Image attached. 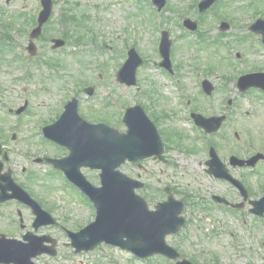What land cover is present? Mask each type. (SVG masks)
Wrapping results in <instances>:
<instances>
[{
	"label": "rangeland",
	"instance_id": "obj_1",
	"mask_svg": "<svg viewBox=\"0 0 264 264\" xmlns=\"http://www.w3.org/2000/svg\"><path fill=\"white\" fill-rule=\"evenodd\" d=\"M54 1L55 14L51 23L46 25V36L48 39L69 38V41L66 40L68 43L64 50L57 51L52 49L51 42L43 39L37 41L41 58L35 70V80L31 84V91L34 93L31 98H35L31 102L35 112L39 114L35 119L27 116V122L15 129H19V134L14 142L11 136L15 130L11 131L9 128L10 124L13 125V117L1 113L2 120H5L4 123L1 122V129L4 131L8 151L12 152L9 154L10 161L4 163L3 170L11 167L16 179L23 181L28 174H24L23 169L28 167L33 174L28 185L30 191L64 225L78 230L92 220L95 210L88 204L77 201L75 187L64 177L53 169H48L47 165L35 161L44 155L58 156L64 153L63 148L56 149L45 138L36 137V121L40 118L49 119L53 116L51 113L57 116L62 112L60 104L75 95L80 98V112L86 119L92 122L104 120L125 130L122 108L142 105L168 142L167 161L150 158L139 164L128 165L123 170L136 177L141 174L149 184L146 193L159 196L161 193H158V188L161 190L165 186H172L177 198L196 205L193 213L191 207L186 206L184 215L193 217L182 235L172 239V243L176 245V241L180 240L177 248L182 253L195 255L199 260L197 264H216L214 258L217 257L218 264H264V229L258 224L253 230L256 218L247 213L248 210H244L242 214H233L217 207V203L211 198L212 193L221 194L232 201L240 200V196L226 182L215 181L204 171L205 150L197 138L198 131L184 119L189 109L185 104L186 97L190 96L192 100L204 98L198 76L208 75L221 88L213 97L210 107L203 100L202 109L211 114L220 110L224 97L235 93L238 76L247 71L264 70V47L257 41L256 34L246 28L254 21L255 14L264 12V0H219L217 7L220 15L214 12L205 17H202L198 6L193 9L196 3L193 0H168L158 15L148 0ZM1 2L3 9L0 12V29L5 30L11 24L8 29L19 31L20 44L25 48L28 31L34 26V16L40 9V0H14L10 6H6L5 0ZM66 8L74 13L71 16H78L84 24L79 25L71 20V31L66 32L64 37L65 31L60 26L59 19L67 12ZM186 17L198 22L199 31L203 34L202 42L211 45V49H201L195 42L196 35L185 32L182 22ZM232 18L236 20L234 24L230 21ZM221 20L229 22L231 28L224 32L218 29ZM165 29L170 32L173 41L171 58L174 74L159 65V42L162 30ZM221 32L223 34L219 35ZM250 41L256 49L249 47ZM223 42L233 43L234 47L228 48ZM130 47L136 48L145 60L138 69L135 86H127L117 79V72L126 60ZM216 47L224 51L217 52ZM228 52L232 53L229 60L223 59L229 56ZM238 52L242 54L241 59L236 57ZM46 59L53 66L51 70L45 65ZM22 61L23 57L20 56L15 68H12L13 72H22ZM230 61L233 63L230 64ZM9 69L5 67L3 71L6 73ZM176 78L181 80L176 83ZM87 86L95 88L93 96L85 93L84 88ZM240 102L241 112L227 121L226 131H238L242 143L235 146L240 151L249 139L264 148L263 95L252 90L250 95L242 96ZM190 106L195 108L196 105L192 103ZM220 151L228 153L225 143L221 144ZM84 172L94 183H99L96 171ZM242 172L245 177H251L248 181L252 198H259L264 192V178L258 180L256 175L249 174L247 170ZM20 208L26 224H29L28 228L33 229L30 224L33 215L26 208ZM4 210L5 217L0 218L1 229L20 237L22 230L12 221L14 217L18 218L16 204L10 203ZM242 219L248 222V227L241 224ZM38 232L49 233L58 240V256H39L36 258L39 264H146L129 253L106 245L88 253L75 254L62 229L47 226L40 228ZM152 261L147 264H169L159 257Z\"/></svg>",
	"mask_w": 264,
	"mask_h": 264
},
{
	"label": "water",
	"instance_id": "obj_2",
	"mask_svg": "<svg viewBox=\"0 0 264 264\" xmlns=\"http://www.w3.org/2000/svg\"><path fill=\"white\" fill-rule=\"evenodd\" d=\"M154 1L160 8L166 2V0ZM215 1L206 0L203 8L210 7ZM44 3L45 9L40 17L41 24L48 19L52 10L51 0H44ZM186 25L193 29L197 27L189 20L186 21ZM255 30L264 35V24L257 25ZM39 32L40 28L36 29L35 34ZM57 43L62 45L64 42L57 40ZM171 44L169 33L165 31L160 49L165 58L162 65L169 69ZM29 49L32 53L36 52L34 45ZM141 63L140 56L134 49L131 50L129 60L118 74L119 80L128 85L136 84V69ZM205 84L209 85L208 82ZM90 91L92 93V89ZM74 101L67 106L58 123L48 127L46 132L53 140L71 149L68 157L51 161L57 167L64 169L71 179L91 196L98 210L94 223L79 232H69L76 252L91 250L106 241L132 250L140 256L160 252L176 258L178 254L174 248L166 244L165 236L176 232L184 223V219L179 217L182 203L179 202V205L171 197L169 201L160 203L156 211H149L144 199L135 193V188L142 186V183L116 170L127 159L138 161L155 154L163 158L164 144L156 126L140 106L128 109L125 118L129 126L127 132H120L106 123L91 124L79 117ZM81 166L102 169V186L94 187L81 173L78 174ZM1 167L0 163V169ZM7 180L12 182L11 178ZM216 198L222 201L220 197ZM254 204L256 206L254 211L264 215V197ZM33 207L37 214L36 227L55 223L50 214L43 211L38 204ZM26 239L28 242H21L2 234L0 262L35 264L32 258L39 254H56L55 240L49 236L29 233ZM46 241H52L53 245H45Z\"/></svg>",
	"mask_w": 264,
	"mask_h": 264
},
{
	"label": "flooded vegetation",
	"instance_id": "obj_3",
	"mask_svg": "<svg viewBox=\"0 0 264 264\" xmlns=\"http://www.w3.org/2000/svg\"><path fill=\"white\" fill-rule=\"evenodd\" d=\"M11 64H12V61L8 60L7 62H2L0 64V67L1 68H4L5 66H8L11 68ZM16 91V82L15 81H12L11 79V76L10 75H6L4 71L0 70V141L1 143L3 144V151H2V154H1V159L3 160L4 159V154L5 153H8L9 154H12V152L10 153L8 151V144L5 140V137L3 135L4 131L1 129V120H2V116H1V113L4 115V110H8L10 112H13L15 113L19 107L21 106V102H19L18 99H20V96H19V92H15ZM203 96L207 99V96L202 93ZM15 95V96H14ZM18 98V99H17ZM21 100V99H20ZM193 100L195 102H193ZM193 100H189V103H195V108L194 110H192V112H197V113H203L205 114L206 116H211L213 115L212 113L211 114H207V112L204 111L203 108V100L206 101L204 98L203 100L202 99H193ZM207 102V101H206ZM25 103L28 105V100L25 101ZM208 103V102H207ZM197 107V108H196ZM208 107H210V104L208 103ZM241 110L240 109H237L236 112H240ZM219 113H222V111H220ZM237 135V134H236ZM227 145V144H225ZM238 146V145H237ZM228 149V148H227ZM235 149H237V151L240 152V150H238V148L236 147ZM232 154V153H231ZM226 155V154H225ZM253 155V154H252ZM250 155H248V157H250ZM247 157V156H246ZM223 159H226L225 157H223ZM11 168V167H8V169ZM12 169V168H11ZM235 170H243L242 168H233ZM27 169L24 168L23 169V172L26 173ZM4 172V170H3ZM13 173H14V170H13ZM33 176V174L31 172H29L26 176V178L19 183H21L24 187L27 186L30 184V181H31V177ZM1 184V183H0ZM26 188V187H25ZM28 189V188H26ZM10 202L8 203H1L0 202V218H3L5 217V210H4V207L6 204H9ZM12 203H15L17 204L18 208L20 206L19 202L14 200L12 201ZM16 219L14 217V219H12V221L16 222ZM0 225H1V222H0ZM1 229V227H0Z\"/></svg>",
	"mask_w": 264,
	"mask_h": 264
}]
</instances>
